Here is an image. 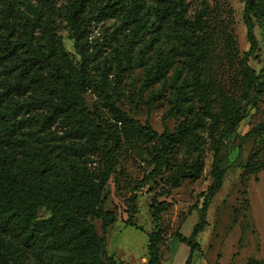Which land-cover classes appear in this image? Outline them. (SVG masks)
I'll return each mask as SVG.
<instances>
[{"label":"trees","instance_id":"trees-1","mask_svg":"<svg viewBox=\"0 0 264 264\" xmlns=\"http://www.w3.org/2000/svg\"><path fill=\"white\" fill-rule=\"evenodd\" d=\"M210 13L203 3L189 16L186 0H0V264H116L105 251V231L115 217L102 211V192L120 149L137 140L154 147L147 161L150 172L136 188L158 179L162 187L157 196L168 195L169 185L197 181L206 143L213 151V183L202 194L200 220L189 237L175 235L188 247L185 264H191L208 204L225 174L220 168L223 142L264 98V69L256 73L249 65L259 51L255 23L264 35V0L244 5L248 50L238 62L237 98L215 76L219 56ZM112 19L121 20L128 32L125 44L114 51L117 90L125 73L138 67L144 70L145 88L173 73L162 133L121 111L117 96L107 90L104 66L92 70L90 28ZM62 25L73 54L58 34ZM145 36L150 51L159 43L166 48L149 66L134 60V48ZM89 92L97 98L94 110L106 109L109 118L91 117L84 102ZM175 117L183 121L171 132L166 121ZM182 149L190 160H182L164 179ZM164 206L152 205L154 221ZM40 210L45 218H39ZM92 220L101 221V234ZM147 238L144 264H160L162 231L157 228Z\"/></svg>","mask_w":264,"mask_h":264},{"label":"rangeland","instance_id":"rangeland-1","mask_svg":"<svg viewBox=\"0 0 264 264\" xmlns=\"http://www.w3.org/2000/svg\"><path fill=\"white\" fill-rule=\"evenodd\" d=\"M145 1L146 4L153 3V0ZM245 2L186 0L189 16L199 10L203 3L208 4L215 30V55L219 56L215 76L225 90L236 98L239 96L238 62L248 50L242 21ZM126 29L119 19L92 24L88 37L89 49L95 56L92 70L104 66L108 74L107 90L109 94L117 96L121 111L142 124L148 121L154 131L162 133V120L167 115L174 91L173 73L170 72L161 83L145 88L144 70L138 67L125 73L117 90L113 75L116 71L114 51L125 44ZM58 34L66 51L73 54L69 32L64 25L59 28ZM254 35L259 51L250 59L249 65L258 73L264 69V35L258 23H255ZM147 39L148 36H145L136 44L134 60L140 58L138 64L149 66L157 54L166 52V48L165 44L159 43V48L150 51L144 47ZM84 102L94 120L110 117L106 109L100 112L94 110L97 104L94 94L89 92L84 95ZM181 121L183 117L170 118L166 125L172 132ZM153 145L141 140L131 146L123 145L115 158L110 181L102 192V211L110 212L115 217V223L105 231V251L116 264H144L147 261V235L157 228L163 236L159 246L160 264H185L189 249L179 243L175 235L190 236L200 220L202 194L213 183L210 174L213 151L206 143L203 170L197 181L169 185L166 196H157L162 187L158 179L148 186L136 188L150 172L151 166L147 161L153 153ZM220 158V168L225 170L222 185L208 204L206 225L196 237L199 251L194 253L191 264H250L251 261L264 264V98L256 108L250 110L245 122L223 142ZM182 160H190L184 149L177 154L176 165L163 178L171 177ZM96 166L95 162L92 167ZM157 203H165V206L160 208L158 219L154 221L152 205ZM38 216L45 218L47 214L40 210ZM128 220L130 226L127 225ZM92 224L101 234V221L92 220Z\"/></svg>","mask_w":264,"mask_h":264}]
</instances>
